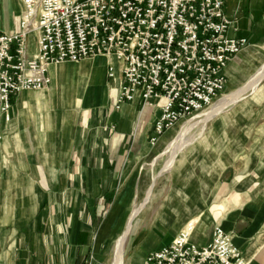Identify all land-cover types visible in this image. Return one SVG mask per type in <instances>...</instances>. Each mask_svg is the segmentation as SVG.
Masks as SVG:
<instances>
[{"label": "crops", "instance_id": "1", "mask_svg": "<svg viewBox=\"0 0 264 264\" xmlns=\"http://www.w3.org/2000/svg\"><path fill=\"white\" fill-rule=\"evenodd\" d=\"M23 14L24 5L19 11L0 10V32L18 33ZM226 14L237 28L228 36L248 41L226 69L228 86L229 68L238 66L239 58L245 61L243 53L256 50L264 40V0H227ZM29 51L36 53L35 34L29 37ZM110 65L117 69L114 80L109 78ZM51 67L58 73L53 75ZM67 69L71 76L63 73ZM49 77L46 90L25 91L13 98L9 122L0 113V264L80 263L94 242L90 227L98 199H105L115 188L128 157L150 154L146 146L157 112L145 109L140 101L116 109L121 77L114 58L52 65ZM61 81L68 89L60 90ZM68 91L72 96L65 104L63 94ZM261 101L260 95L254 99ZM80 112L105 117L101 130L96 131L92 119L79 133ZM228 124L229 120L224 129L218 127L213 142L206 140L209 133L204 139L207 146L183 156L186 165H176L166 199L186 202L163 212L173 214L176 222L150 249H141L140 264L149 253L170 244L190 222H196L191 243L197 247H208L220 227L246 264H264V145L237 153L242 149L239 140L247 133L238 141L230 140ZM222 140L226 141L223 149L219 148ZM139 145L143 146L140 152ZM129 179L130 175L119 199L129 198ZM43 210L46 214L35 244L34 230Z\"/></svg>", "mask_w": 264, "mask_h": 264}, {"label": "built area", "instance_id": "2", "mask_svg": "<svg viewBox=\"0 0 264 264\" xmlns=\"http://www.w3.org/2000/svg\"><path fill=\"white\" fill-rule=\"evenodd\" d=\"M16 34L0 32V113L11 120L13 98L51 85L49 66L97 57L118 63L116 109L140 101L157 112L150 143L200 113L226 90V69L248 46L226 14L227 0H22ZM36 35V53L29 37ZM117 69L109 66V78ZM194 227L148 254L143 264H246L220 227L211 244L191 243Z\"/></svg>", "mask_w": 264, "mask_h": 264}, {"label": "rangeland", "instance_id": "3", "mask_svg": "<svg viewBox=\"0 0 264 264\" xmlns=\"http://www.w3.org/2000/svg\"><path fill=\"white\" fill-rule=\"evenodd\" d=\"M18 2V0H0V10L15 9L19 11L21 8ZM256 49V51L259 50V54L247 61V65L240 58L236 62L242 69L235 80L234 87H231L228 83L225 92L210 107L194 114L189 119L179 122L156 143H149V146L146 147L149 149L150 154L147 156L138 154L128 157L127 166L119 174L115 188L106 194L105 199H98L96 203V212L91 220L90 227V235L94 242L91 249L85 254L84 259L78 264H113L110 253L114 246L116 234L125 228L131 216L143 206L145 210L142 211V217L139 216L135 220L134 235H131L126 244L124 264H137V258L145 244L152 245L155 240L159 242L164 237L163 234L169 232L167 230L173 227L176 220L173 214L167 216L163 212H168L171 206L176 207L186 202L185 199H166L172 185L171 176L176 167L175 161L169 167L175 151L174 148H181L176 157L181 158L191 153L193 148L202 147L207 134H211H209V138L212 140L213 134L216 135L219 130L218 127L221 129V124L218 123L220 118L212 119L205 127L199 124L192 129V126L197 124L215 104L229 96L230 93L243 89L236 105L229 107L224 115H221L229 118L227 133L230 134V140L238 141L243 133H247L239 140L242 149L241 151L238 150L237 153H244L247 149L264 145V40L257 43ZM258 79L260 80L258 81ZM258 95L262 96L260 103L254 102ZM91 115L90 112H80L78 119L79 133L84 132L92 119L96 121V131L101 130L105 117H101L98 113L94 117ZM245 130L246 132H244ZM138 147L140 152L143 146L139 145ZM239 157V155L236 156V160H239ZM232 165H234V160L227 167L232 170ZM130 167L134 170L129 171ZM129 175L131 179H129L131 184L129 188L130 196L128 199H119L123 191L126 190L127 182H125V179ZM46 209L47 207L44 208L45 211ZM45 211L37 219L33 237L35 244L38 241L35 238L40 237L37 234L41 232ZM86 238L87 236L83 237L81 246H85ZM153 239L154 241H152Z\"/></svg>", "mask_w": 264, "mask_h": 264}, {"label": "bare ground", "instance_id": "4", "mask_svg": "<svg viewBox=\"0 0 264 264\" xmlns=\"http://www.w3.org/2000/svg\"><path fill=\"white\" fill-rule=\"evenodd\" d=\"M20 5L23 7V2L22 0H18ZM20 7V8H22ZM257 50V49H256ZM255 49H251V51L247 52V53H243V56H244V59H245V64L247 65V61L251 60L256 54L258 55V51H256ZM52 66V65H50ZM49 66V67H50ZM52 68V73L53 75L58 73L56 72V68L55 67H51ZM62 69V68H61ZM241 67H238V66H231L229 68V76H230V86L231 87H234L235 86V80L237 79V77L240 75V72H241ZM65 73V75H69L71 76V70L70 69H67V70H63ZM70 79V84L71 85V88H73L72 86V79ZM260 79H258L259 81ZM253 81V80H252ZM58 83V82H57ZM258 83V82H257ZM56 84V82H55ZM60 90L63 89V90H66L68 89L67 87L63 86L62 84V81H61V85H60ZM254 87V86H253ZM242 91L243 89H240V90H237V91H234L232 93H230L229 96L221 99L217 104H215L212 109L207 113L205 114L201 120H199L197 122V124H195L194 126H192V129L199 125V124H202L204 127L214 118L218 117L220 118L219 119V124H221V129H224L226 127V123L228 122L229 118L228 116H221V115H224L225 111L227 109H229V107L231 106H235L238 99H240L241 97V94H242ZM255 91V90H254ZM45 93V92H44ZM63 96L65 97V101L63 103H70L69 100L72 96V94L68 91L66 92L65 94H63ZM47 100V99H46ZM45 100V101H46ZM215 102V101H214ZM191 130V129H190ZM182 139V138H181ZM214 139V137L212 136V140ZM206 140L210 141V138H209V135L206 137ZM220 142H223L222 146L220 145L219 148H225L226 146V141L222 140ZM204 145L207 146L208 144L204 141ZM181 148H174V153H173V156H172V161L171 163L169 164V167H171L173 165V161H175V165L177 166H184L187 164V160L185 157H182V158H176L177 157V153L178 151L180 150ZM180 155V154H179ZM178 168V167H177ZM169 171V170H168ZM181 171V170H180ZM143 208V209H142ZM145 210V207H141L139 209L136 210V212L131 216V218L129 219V221L127 222L126 226L124 229L120 230L117 234H116V237H115V242H114V246L111 250V253H110V258L111 260L113 261V264H124V258H125V254H126V244L129 240V238L131 237V235L133 234V229L135 228L134 227V224H135V220L137 219V217L141 216L142 217V211ZM142 221V220H141ZM196 224V222H190L186 225V227L189 225V226H192L194 227ZM123 226H124V223H123ZM185 228V227H184ZM119 230V229H118ZM134 235V234H133ZM154 241V239L152 240ZM111 245V244H110ZM145 248L146 249H150L151 247L147 244H145ZM142 252L141 254L139 255V257L137 258V264H140L141 261H142Z\"/></svg>", "mask_w": 264, "mask_h": 264}]
</instances>
